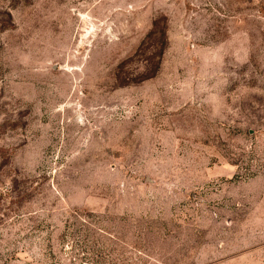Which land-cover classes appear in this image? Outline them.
<instances>
[{
  "label": "rangeland",
  "instance_id": "374dc122",
  "mask_svg": "<svg viewBox=\"0 0 264 264\" xmlns=\"http://www.w3.org/2000/svg\"><path fill=\"white\" fill-rule=\"evenodd\" d=\"M0 264H264V0H0Z\"/></svg>",
  "mask_w": 264,
  "mask_h": 264
}]
</instances>
